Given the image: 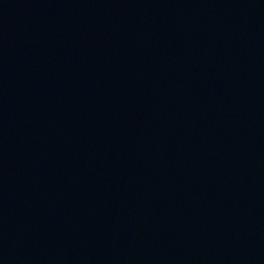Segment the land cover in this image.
<instances>
[{
    "label": "water",
    "instance_id": "obj_1",
    "mask_svg": "<svg viewBox=\"0 0 264 264\" xmlns=\"http://www.w3.org/2000/svg\"><path fill=\"white\" fill-rule=\"evenodd\" d=\"M0 264H264V0H0Z\"/></svg>",
    "mask_w": 264,
    "mask_h": 264
}]
</instances>
